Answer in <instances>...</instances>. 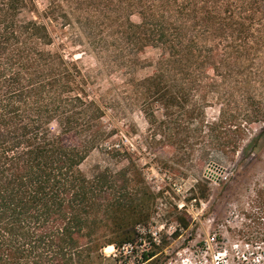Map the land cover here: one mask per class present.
<instances>
[{"label":"trees","instance_id":"trees-1","mask_svg":"<svg viewBox=\"0 0 264 264\" xmlns=\"http://www.w3.org/2000/svg\"><path fill=\"white\" fill-rule=\"evenodd\" d=\"M36 1L0 0V264H103L104 248L132 244L154 197L142 182L128 183V167L91 177L81 170L90 150L109 147L105 110L55 46L50 22L56 14L75 21L96 54L129 67L139 50L158 48L155 72L139 82L164 113L177 107L193 119L191 94L218 93L219 77L245 73L264 55V0H48L43 11ZM250 82L236 83L244 100ZM261 95L252 110H223L221 124H207L233 133L224 153L239 149L246 125L264 123ZM244 148L264 161V125ZM239 212L245 233L264 239V173ZM154 255L143 252L137 264Z\"/></svg>","mask_w":264,"mask_h":264},{"label":"rangeland","instance_id":"rangeland-1","mask_svg":"<svg viewBox=\"0 0 264 264\" xmlns=\"http://www.w3.org/2000/svg\"><path fill=\"white\" fill-rule=\"evenodd\" d=\"M36 2L41 11L46 10L48 0ZM56 15L58 19L50 22L55 46L89 79L105 110L102 126L109 132V147L90 150L81 170L91 177L99 170L114 173L128 167V183L142 182L154 197L149 218L135 226L132 246L119 251L104 248L103 264H137V259L142 260L138 255L147 251L155 255L139 264H264V239L245 233L239 212V200L246 198L264 173V161L247 155L244 148L264 123L246 125V136L234 154L224 153L221 147L234 140L233 133L224 126L212 131L207 125L220 123L223 110L226 116V111L237 115L254 108L264 91V55L249 64L245 73L238 69L233 76L219 77L218 93H207L205 88L191 94L187 104L198 108L191 119L177 107L164 113L139 82L155 72L161 56L158 48L139 50L131 67L113 63L88 45L78 23L69 25L61 14ZM131 20L138 22V15ZM245 79L251 80V96L246 100L243 92L235 90L236 83ZM111 146L121 149L120 153H109ZM261 156L264 159V152ZM180 218H185L187 226Z\"/></svg>","mask_w":264,"mask_h":264},{"label":"built area","instance_id":"built-area-1","mask_svg":"<svg viewBox=\"0 0 264 264\" xmlns=\"http://www.w3.org/2000/svg\"><path fill=\"white\" fill-rule=\"evenodd\" d=\"M153 240H155V237L153 238ZM156 241V240H155ZM127 246H132V244L128 243V244H125L122 248L125 249ZM148 252V251H147ZM143 253V252H142ZM142 253L139 254L138 256L140 257V259H142ZM139 260V259H138ZM138 262V261H137Z\"/></svg>","mask_w":264,"mask_h":264},{"label":"bare ground","instance_id":"bare-ground-1","mask_svg":"<svg viewBox=\"0 0 264 264\" xmlns=\"http://www.w3.org/2000/svg\"><path fill=\"white\" fill-rule=\"evenodd\" d=\"M113 248V246H107L105 249H107V250H110V249H112Z\"/></svg>","mask_w":264,"mask_h":264}]
</instances>
